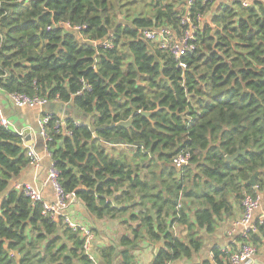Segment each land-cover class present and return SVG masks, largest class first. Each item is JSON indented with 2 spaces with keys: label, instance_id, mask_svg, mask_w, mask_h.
Wrapping results in <instances>:
<instances>
[{
  "label": "trees",
  "instance_id": "1",
  "mask_svg": "<svg viewBox=\"0 0 264 264\" xmlns=\"http://www.w3.org/2000/svg\"><path fill=\"white\" fill-rule=\"evenodd\" d=\"M187 1L0 0V90L90 115L96 136L70 116L71 134L55 130V115L46 126L49 150L65 191L91 216L116 219L140 209L129 215L137 222L132 238L120 241L125 261L144 234L164 241L154 264L191 259L204 247L203 232L233 218L246 193L264 195V0H193L192 17L204 16L203 30L196 51L182 58L184 69L140 32L161 25L179 32ZM101 41L112 47L95 45ZM115 138L136 146L105 142ZM182 147L191 159L177 168L172 159ZM238 149L246 152L227 160ZM29 161L22 137L0 126V264H17L15 251L21 264H96L80 234L9 190ZM175 222L187 227L185 237L171 229ZM246 241L260 249L264 225ZM116 253L107 245L101 258L112 264ZM212 254L199 264H229L220 247Z\"/></svg>",
  "mask_w": 264,
  "mask_h": 264
},
{
  "label": "built area",
  "instance_id": "2",
  "mask_svg": "<svg viewBox=\"0 0 264 264\" xmlns=\"http://www.w3.org/2000/svg\"><path fill=\"white\" fill-rule=\"evenodd\" d=\"M233 2L237 0H203L204 4H212L213 2ZM244 4L247 5L248 0H242ZM193 0L187 1L186 10L179 16L182 28L177 32L173 27L161 25L153 29H144L140 32V37L151 43H155L160 49L169 51L178 61V66L186 69L187 65L182 58L189 53L196 51L198 47V36L203 30L204 16L198 15L193 19L191 13V6ZM85 26H77L75 29L81 30ZM96 46L101 47H112V44L108 41L96 42ZM86 89H90L87 85ZM4 93L0 90V95ZM14 106L19 108H32L45 105L49 102L48 99L43 98L37 94L30 96L23 93H5ZM54 113L46 112L42 118L39 120L40 135L44 139L45 150L51 156L52 152L49 150V143L52 142V138L46 132L47 124L55 118ZM60 117L55 121V130L60 131L61 129H66L65 115H59ZM79 124L80 121H77ZM0 126L11 131L13 134L22 137L23 143H25L26 130L19 128L15 125L9 117L4 113V110L0 104ZM67 134H71L70 130L66 129ZM34 144V143H33ZM26 146L28 151V157L32 163H37L41 160L39 152L35 149L34 145ZM191 152L187 147H182V149L175 154L172 159V163L177 168H182L190 163ZM61 171L55 165V162H51L48 171V180L52 184L53 189L56 194V199L54 201H49L44 198L42 193L37 190L31 184H25L21 186V191L31 200L33 204H41L43 208V213L48 215L52 220L57 221L62 219V223L70 227L73 231L80 234L84 252L88 257L95 261L96 258L92 253V240L94 238V232L92 227L83 222V220L77 216L70 215L67 213L69 207L75 202L77 196L75 192L65 191L61 183ZM242 214L236 219L230 230L232 235L236 236V240L241 239L239 245L235 248L225 247L222 249L228 255L229 264H241V263H252L258 254V247L249 241H246L248 235L252 231L257 230V223L264 225V209H261V196L260 193L253 196L246 193L242 202ZM181 204L178 205V208ZM170 264V263H168Z\"/></svg>",
  "mask_w": 264,
  "mask_h": 264
},
{
  "label": "crops",
  "instance_id": "3",
  "mask_svg": "<svg viewBox=\"0 0 264 264\" xmlns=\"http://www.w3.org/2000/svg\"><path fill=\"white\" fill-rule=\"evenodd\" d=\"M0 104L4 110V113L11 121L22 129L32 128L35 130L34 125H39L40 118L43 117L44 112L41 106L32 108H19L14 106L10 98L2 93L0 95ZM53 113V112H51ZM25 137V136H24ZM34 147L39 152L41 160L37 163L29 161L28 165L21 171L19 176L13 178L10 181L9 190L21 191V186L25 184L33 185L39 190L45 199L54 201L56 194L52 184L48 180V171L52 162L51 156L45 150L44 139L42 141L38 139L37 133H33ZM26 142V140H25ZM25 147V143H23ZM261 196V209H264V195ZM137 199L134 200V204ZM140 209L135 208L125 216L121 218L111 219L102 218L98 219L91 216L81 200L76 198L75 202L69 207L67 213L70 215L77 216L88 223L94 232V238L92 240L91 248L92 253L95 256L96 264H106L101 258V250L107 245H115L117 249L116 255H114L112 264H154L155 256L160 248L164 246V241L156 242L149 239L145 234L135 244L136 247L131 250V259L125 261L122 258L121 251L127 247L126 245H120V241L123 236H129L132 238V230L136 227L137 222L131 221L129 215H137ZM1 214V209H0ZM242 214V205L236 207L235 216L233 218H227L219 223L216 231L212 234L203 232L205 236V244L203 249L191 259L182 258L177 261L171 262L170 264H199L203 260H213L212 249L214 247H225L235 248L239 245V241L236 240V236L230 233L233 222L238 219ZM171 220H169L170 222ZM171 229L176 235L185 237L187 233V227L179 223H173ZM241 264H252L241 263ZM253 264H264V242L258 254L253 261Z\"/></svg>",
  "mask_w": 264,
  "mask_h": 264
},
{
  "label": "water",
  "instance_id": "4",
  "mask_svg": "<svg viewBox=\"0 0 264 264\" xmlns=\"http://www.w3.org/2000/svg\"><path fill=\"white\" fill-rule=\"evenodd\" d=\"M42 111L44 113L46 112H53L54 114L58 115H65V116H70L73 119L77 118L80 120H83L84 123L90 127V130L92 131V133L94 134V136H96V132H97V128L93 127L91 125L90 122V115L86 112H83L75 107H73L72 104H66L63 102H58V101H49L48 103H46L45 105L41 106ZM157 110V109H156ZM154 111H145V110H141L140 113H142L144 116L149 117ZM132 119H129L127 121H122L119 123V125H129L131 123ZM36 131L32 128H29L26 130V136H25V147L32 145L34 143L33 141V133H35ZM111 145H121L124 148L127 149H131L134 148L136 145H129L128 143H126L123 139L121 138H115L113 140H109V141H105ZM246 151H242L240 149L237 150L236 153H234L233 155H229L227 156V160H234L236 157H238L239 155L244 154ZM258 176V172H256L251 179L249 180V183L252 184L253 186H256V178ZM151 215L154 216V210H151ZM70 252L67 253V255H69ZM14 255L16 256V260H17V264H21V255L18 251L14 252Z\"/></svg>",
  "mask_w": 264,
  "mask_h": 264
},
{
  "label": "rangeland",
  "instance_id": "5",
  "mask_svg": "<svg viewBox=\"0 0 264 264\" xmlns=\"http://www.w3.org/2000/svg\"><path fill=\"white\" fill-rule=\"evenodd\" d=\"M209 18H210V17H209ZM209 18L207 17V20H209ZM205 19H206V18H205ZM34 127H35V131H36V133H37V135H38V139H40V142H41V141H42V136L40 135V126L37 125V124H35Z\"/></svg>",
  "mask_w": 264,
  "mask_h": 264
}]
</instances>
